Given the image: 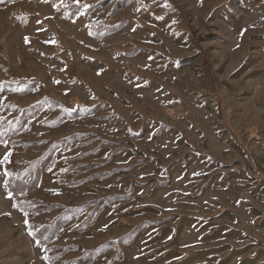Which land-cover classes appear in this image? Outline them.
Here are the masks:
<instances>
[{
    "label": "rangeland",
    "instance_id": "obj_1",
    "mask_svg": "<svg viewBox=\"0 0 264 264\" xmlns=\"http://www.w3.org/2000/svg\"><path fill=\"white\" fill-rule=\"evenodd\" d=\"M70 1L0 5V264H264V0Z\"/></svg>",
    "mask_w": 264,
    "mask_h": 264
},
{
    "label": "trees",
    "instance_id": "obj_2",
    "mask_svg": "<svg viewBox=\"0 0 264 264\" xmlns=\"http://www.w3.org/2000/svg\"><path fill=\"white\" fill-rule=\"evenodd\" d=\"M9 1L10 0H0V5H4L8 3ZM70 2L73 3L74 0H71ZM67 11H69L70 16H71V14L75 12V8L74 7L72 8V6H68ZM40 170H41L40 168H36L35 170L30 171L29 172L30 180L28 182H23L19 180L18 181L16 180V182H10V178H8L7 186H8L9 191L12 192L13 195H16L18 193H24V192L30 191L31 189L36 187L40 179ZM103 203H104V199L96 201L95 206L93 207L92 210L100 209ZM90 213L92 214V212ZM62 223H63L62 221H58L56 223L55 227L51 230L52 235H54L58 231V229L61 228ZM45 228H47V226L42 225L40 228L36 229V231L34 232V237L42 244H44V235L46 233V231H44ZM92 259L93 257L91 254H85V256L84 255L80 256L79 259L75 262V264H91Z\"/></svg>",
    "mask_w": 264,
    "mask_h": 264
}]
</instances>
